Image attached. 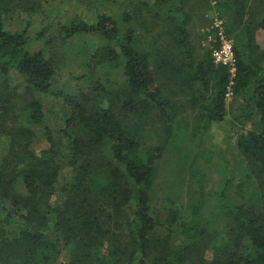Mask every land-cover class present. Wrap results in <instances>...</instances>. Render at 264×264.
<instances>
[{
	"label": "trees",
	"instance_id": "trees-1",
	"mask_svg": "<svg viewBox=\"0 0 264 264\" xmlns=\"http://www.w3.org/2000/svg\"><path fill=\"white\" fill-rule=\"evenodd\" d=\"M56 1L0 0V264H264V50L255 38L258 29L264 33V17L244 24L243 0H198L217 4L220 17L224 12L227 37L241 28L231 72L211 51L195 58L189 0H136L117 17L97 11L90 23L76 13L45 24ZM36 15L43 27L31 35ZM17 21L19 30L7 28ZM88 38L102 43L89 48ZM80 39L73 51L83 73L73 79L87 92L54 90L70 60L59 49ZM117 74L121 80H112ZM159 76L197 88L190 103L198 107L201 135L224 120L231 94L236 106L228 123L246 162L247 198L231 202L233 179L226 178L208 205L216 194L205 192L200 176L186 210L168 198L161 210L153 207L164 145L143 148L139 137L150 114L170 123L176 113ZM40 96L58 102L55 128ZM245 124L250 130L239 134ZM214 210L228 220L217 237L209 231Z\"/></svg>",
	"mask_w": 264,
	"mask_h": 264
},
{
	"label": "rangeland",
	"instance_id": "rangeland-1",
	"mask_svg": "<svg viewBox=\"0 0 264 264\" xmlns=\"http://www.w3.org/2000/svg\"><path fill=\"white\" fill-rule=\"evenodd\" d=\"M243 1L245 4V14L241 19L244 24L246 22L257 23L264 17V0ZM135 3L136 0H112V2L105 0H58L46 8L48 18L44 16L43 20L45 24L50 22L52 24L66 22L74 14L79 13L81 19L92 23L97 11H105L117 17L121 9L132 11ZM188 4L192 8L188 31L193 43L195 58L197 60L204 58L208 50L211 51V57L214 62L213 53L218 48L214 47L215 32L212 29L213 20L215 18L220 19L224 27V24L228 25L227 17L224 16L223 11H221L223 17H220V14L217 12V4L213 2L207 5L203 2L199 3L198 0H189ZM38 16H35L36 21H34V25L30 29L31 35L37 29L43 27ZM22 18L23 23H25V17ZM19 22L17 21L7 28L19 30L22 27V23ZM36 22L37 25H35ZM146 26L148 27L149 25L146 23ZM136 28L137 30L139 28L142 30L140 26H136ZM239 30H241L240 27L233 29V32H229V37L225 35L227 40L233 45L236 41L234 34ZM151 36L148 35L146 37L149 38ZM255 38L257 44L264 50V33L260 29L256 31ZM82 42L81 39L71 40V45L69 44L68 48L59 49L58 55L68 54L70 60L65 67L63 65L60 66L61 71L54 80V90L59 91L62 89L69 94H76L78 91L87 92V85L83 83L84 81L73 79V77L78 78L83 73L80 67L75 66L80 58L73 51ZM83 43H87V46L93 49L97 48L102 42L98 38H88ZM36 45L38 44L32 43L31 49L37 48ZM156 48L158 47H154V49ZM162 48L164 49V46ZM162 48L161 50H163ZM114 77L118 81L121 80L119 74L112 76L111 79L114 80ZM95 78H100L102 83L101 73L95 75ZM159 79L163 84L162 93L175 104L176 113L173 121L170 123H163L155 113L150 114L143 127L146 132L142 134L143 137H139L142 139L141 144L143 148L164 145L163 158L155 167V175L150 192L153 207L161 210L163 200L168 198L186 210L188 205L198 197V178L202 176L204 177L205 192L216 194V197H212L208 205L215 204L217 194L221 191L226 178L233 179L232 185L226 191V195L231 199V202H239L240 197L247 198L246 189L250 186V180L247 183L248 170L246 169V162L235 148L236 139L232 137L228 123L233 118V111L236 106L231 94L228 93L226 96L225 108L227 113L224 120L213 123L209 130L201 135L197 121L198 107L195 105L192 107L190 103L193 97L199 98L196 91L197 88H189L179 79H161L160 76ZM110 93L113 94V92ZM39 98L46 110L50 126L55 128L57 122L54 118L57 115L58 102L52 97L40 96ZM124 124L134 127L135 121H126L124 119ZM250 128V124H245L241 127L239 134H245ZM37 145L40 148L44 147L40 139H38ZM191 166L196 168L198 172L190 171L189 167ZM226 171H229L227 175H225ZM238 180L243 183L240 189L236 187ZM213 214L209 231L211 234L215 233L217 237L218 234H224L228 220L223 218L220 211H217L216 214L214 210ZM204 255L206 259H210L212 257L211 250L206 251Z\"/></svg>",
	"mask_w": 264,
	"mask_h": 264
},
{
	"label": "built area",
	"instance_id": "built-area-1",
	"mask_svg": "<svg viewBox=\"0 0 264 264\" xmlns=\"http://www.w3.org/2000/svg\"><path fill=\"white\" fill-rule=\"evenodd\" d=\"M212 29L215 32V36L218 37L220 41V46L213 53L214 63L227 66L230 71H233L234 66V52L232 43L227 40L224 35L223 22L220 19L215 18L213 20Z\"/></svg>",
	"mask_w": 264,
	"mask_h": 264
}]
</instances>
